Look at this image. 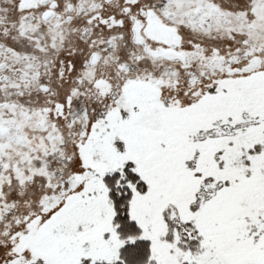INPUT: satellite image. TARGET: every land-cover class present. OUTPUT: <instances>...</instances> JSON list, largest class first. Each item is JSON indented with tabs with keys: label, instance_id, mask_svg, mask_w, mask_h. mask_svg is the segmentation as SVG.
Wrapping results in <instances>:
<instances>
[{
	"label": "snow or ice",
	"instance_id": "1",
	"mask_svg": "<svg viewBox=\"0 0 264 264\" xmlns=\"http://www.w3.org/2000/svg\"><path fill=\"white\" fill-rule=\"evenodd\" d=\"M0 264H264V0H0Z\"/></svg>",
	"mask_w": 264,
	"mask_h": 264
}]
</instances>
